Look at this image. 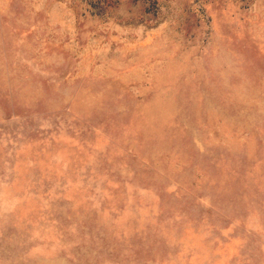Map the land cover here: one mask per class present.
<instances>
[{"label": "rangeland", "instance_id": "rangeland-1", "mask_svg": "<svg viewBox=\"0 0 264 264\" xmlns=\"http://www.w3.org/2000/svg\"><path fill=\"white\" fill-rule=\"evenodd\" d=\"M0 264H264V0H0Z\"/></svg>", "mask_w": 264, "mask_h": 264}]
</instances>
